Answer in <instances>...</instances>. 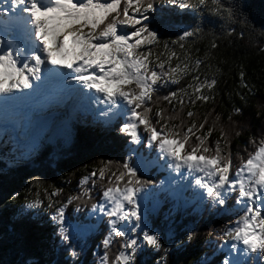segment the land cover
<instances>
[{
    "label": "snow or ice",
    "instance_id": "obj_1",
    "mask_svg": "<svg viewBox=\"0 0 264 264\" xmlns=\"http://www.w3.org/2000/svg\"><path fill=\"white\" fill-rule=\"evenodd\" d=\"M11 11L16 13L15 26L18 37L12 40L0 38V95L13 97L15 92L33 88V79L40 80L43 66L51 65L70 69L78 74L77 79L88 89L102 93L105 103L119 107L125 103L130 111L121 131L133 144L141 143V126L148 134L149 146L158 149L161 158H168L171 167L186 168L190 173H200L195 184L203 189L213 207L224 206L233 194L234 203L242 213L235 220V227L225 231L224 236L234 241L232 249L239 252L238 244L244 246L245 254L264 255V138L249 141L255 147L248 158L241 157L240 166L233 173L231 140L223 127L220 136L211 144L209 139L216 130L213 123L207 131V116L197 123V114L191 110L186 116L191 120L185 124L181 112L185 98L191 107L196 101L207 103L213 99L215 78H201L200 68L204 61L192 59L171 50L164 44V52L154 53L151 46L159 44L158 33L150 30L143 21L147 12L155 11V0H8ZM182 8L207 7L214 0H167ZM7 12V9H3ZM131 13V14H130ZM139 14L140 18H137ZM124 27L134 31L124 32ZM198 30L185 31L180 43L196 35ZM3 33H0V37ZM212 47H216L213 42ZM144 49V50H141ZM166 55V59L161 56ZM173 59L176 63L173 64ZM96 69L97 71H91ZM31 77V78H30ZM191 77L186 87L179 92L172 91L161 97L173 106L170 114L164 108L153 107L155 95L161 87L180 84ZM241 81L244 74H240ZM247 88L248 85L244 84ZM207 90V92H205ZM8 101V100H5ZM237 111H239L237 109ZM155 118V120H154ZM180 120L179 123L172 121ZM216 117V122H219ZM159 125V128H158ZM200 133V134H198ZM193 137L195 142H193ZM131 159V157H129ZM140 161H138V164ZM112 162L93 171L90 176L107 180L103 205H92L109 217L110 235L103 241L108 249L113 236L124 238L122 248L114 257L107 252L102 264H134L136 252L141 244L156 251L163 248L161 236L150 232L145 225L141 231L142 241L126 236V231L117 227L121 222L132 224V231L141 229L144 219L139 204V193L148 181L142 180L139 167L129 162L112 170ZM90 177L82 181L87 183ZM55 195V193H53ZM84 195H89L86 190ZM15 198V197H13ZM80 197H70L68 203ZM40 201H33L30 208L40 207ZM52 207V203L49 204ZM53 221L60 225L59 233L64 241L69 240L65 226L63 207L56 209ZM194 234H189L191 241ZM130 250V251H128ZM71 255L76 256L75 251ZM223 264H230L224 260ZM232 264H239L234 261Z\"/></svg>",
    "mask_w": 264,
    "mask_h": 264
},
{
    "label": "trees",
    "instance_id": "obj_2",
    "mask_svg": "<svg viewBox=\"0 0 264 264\" xmlns=\"http://www.w3.org/2000/svg\"><path fill=\"white\" fill-rule=\"evenodd\" d=\"M154 7V12L146 13L149 19L143 21L158 33L160 43L148 46L154 53L153 59L156 53L164 52L167 44L182 57L202 59L201 78L217 80L211 93L213 99L207 103L196 101L189 107L185 98L181 118L187 125L191 123L186 116L189 110L197 114L193 118L197 123L207 116L205 131L216 123L209 144L219 138L223 127L231 140L233 167H238L241 157L246 159L255 150L249 141L264 138V0H214L207 7L195 8L155 0ZM193 30H198L195 36L173 43L185 31ZM213 42L216 47H212ZM161 59H166V55ZM190 79L161 87L155 95L153 111L164 108L170 114L173 106L179 110L175 100L169 105L161 97L179 92ZM119 127L115 122L106 125L75 117L68 138L59 136L52 143L45 141L31 152L15 147L10 135L0 139V264H97L98 254L93 252L96 249L80 238L74 244L64 241L52 216L70 197H80L69 203L70 207L93 201L83 195L81 185L85 177H90L98 190L107 186V180L90 176L93 171L109 161L112 170L127 162L131 144ZM33 201H40L42 206L28 207ZM164 212L165 209L158 218L151 215L163 248L156 251L144 247L136 254L134 264H219L221 260L209 263L203 256L208 246L226 239L225 227L235 222L229 209V216L177 213L175 218H164ZM86 218L87 214L79 215L76 223ZM189 234H194L191 241L187 240ZM93 237H99L101 242L104 235ZM72 251L77 255H71ZM117 253L114 248L110 258Z\"/></svg>",
    "mask_w": 264,
    "mask_h": 264
},
{
    "label": "rangeland",
    "instance_id": "obj_3",
    "mask_svg": "<svg viewBox=\"0 0 264 264\" xmlns=\"http://www.w3.org/2000/svg\"><path fill=\"white\" fill-rule=\"evenodd\" d=\"M4 3H7V0H0V7L8 9L9 6L7 5L4 7ZM6 18L7 19L5 21H3L0 25V33H3V36L0 38H5L6 40H12L13 38L18 37V32L16 30V26L14 23L16 20V16L12 17L10 15H7ZM120 103H121V107H122L121 108L122 112H120L121 111L120 107H115L113 110H111L107 114L102 115L100 110L94 109L95 116L104 119L106 123H113L117 119V117H119V116H124L127 120V113L130 111V109L128 108V106L125 103H123V102H120ZM106 104H107V108H110V103H106ZM59 110H62V109H58V111ZM74 110H80L79 106H77V109H75V107H74ZM81 110H83V109H81ZM59 128H60V126H57V124H52L50 127L46 128L45 130H39V131L35 132L34 135H31L30 133H26V134L28 137H31L30 143H36L37 141H40V140H44V141H46V143L47 142L52 143L55 140L56 136L63 135L66 138H68V136H69V131L61 134L58 131ZM15 134H16V132H14V136H15ZM16 142L19 145H24L22 139L21 140L17 139ZM139 144H137V146ZM241 151H243V150H241ZM158 155H159V153H158ZM239 155H240V153L238 152V156ZM138 161H140L139 164H138ZM158 165H160V163L158 162V158L156 156L153 157L152 160L150 158H148V156L146 158H144L141 155L138 156V158L136 159V166L139 167L140 171L149 172L154 166H158ZM159 167H160L161 171H166V163L165 162H163V164L160 165ZM185 188H186V186L183 188V190H180L177 192H172L169 185L166 183L164 186L161 187V193L167 192L168 193L167 196L169 197V199H171L172 201H175L177 205H179L180 207H184V208L191 206L190 204H197L200 207L208 199L206 193L201 192V188H199V186L194 188L195 193H198L196 197H194L192 195L186 196ZM190 189H193V187H191V186L187 187V190H190ZM147 198H148V195L145 194L144 190L139 193V204H140V211H141L142 215H143V205H144ZM192 198H194V200H191ZM159 205H160V202L158 200H156L153 203V206L155 208H158ZM198 209L201 211L202 207H200ZM73 220H74L73 216L65 215V226L68 229V232H67L68 236L69 235L75 236L77 234L76 232L78 231V229L76 227H73ZM145 225L147 226V229L150 232L156 233L148 225V221L142 222L141 229H137L135 232L132 231L133 225L128 223L127 221L122 224L123 227H121V228L119 227V228L125 230L126 232H128V228H129L130 230L128 232L129 234L127 235V237L136 238V239L142 241L141 231L143 230ZM59 228H60V225H59ZM92 231H93L92 227H87V228H84L83 230H81V232L84 234H89ZM84 242H87V240H84ZM120 244L122 245L123 242L120 241ZM143 245L144 244H141V246L138 248L137 252L142 248ZM121 248H122V246H121ZM122 250H124V249L122 248ZM128 251H130V250H128Z\"/></svg>",
    "mask_w": 264,
    "mask_h": 264
},
{
    "label": "bare ground",
    "instance_id": "obj_4",
    "mask_svg": "<svg viewBox=\"0 0 264 264\" xmlns=\"http://www.w3.org/2000/svg\"><path fill=\"white\" fill-rule=\"evenodd\" d=\"M107 105V104H106Z\"/></svg>",
    "mask_w": 264,
    "mask_h": 264
}]
</instances>
